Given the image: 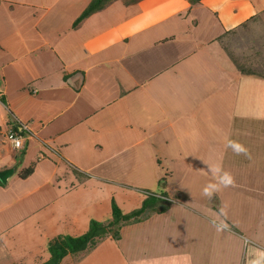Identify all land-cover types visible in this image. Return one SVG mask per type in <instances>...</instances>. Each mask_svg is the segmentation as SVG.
<instances>
[{
    "label": "crops",
    "instance_id": "obj_1",
    "mask_svg": "<svg viewBox=\"0 0 264 264\" xmlns=\"http://www.w3.org/2000/svg\"><path fill=\"white\" fill-rule=\"evenodd\" d=\"M90 2L0 0V173L13 172L0 208L40 193L28 212H80L66 201L80 184L134 181L170 207L123 226L130 264H250L264 251V78L227 52L239 32L223 38L264 0H115L74 29ZM21 124L37 138L14 152L4 137ZM209 164L235 181L211 199Z\"/></svg>",
    "mask_w": 264,
    "mask_h": 264
},
{
    "label": "rangeland",
    "instance_id": "obj_2",
    "mask_svg": "<svg viewBox=\"0 0 264 264\" xmlns=\"http://www.w3.org/2000/svg\"><path fill=\"white\" fill-rule=\"evenodd\" d=\"M238 32L237 40H229L233 55L242 67L264 73V15ZM131 183L134 184L117 186L96 182L92 185L96 188L80 184L66 200L77 203L80 212H28L38 203H45L44 198H37L40 193L21 203H17V200L8 202L0 208V264H39L40 258L46 261L49 259L50 235L86 234L91 221L111 220L112 203H116L125 213L139 209L146 197L142 190L148 186L134 181ZM155 185L151 187L160 188L159 183ZM101 190H106V193ZM133 246L134 238L127 232L122 242L106 239L83 253L66 257L62 264H130L128 260Z\"/></svg>",
    "mask_w": 264,
    "mask_h": 264
},
{
    "label": "trees",
    "instance_id": "obj_3",
    "mask_svg": "<svg viewBox=\"0 0 264 264\" xmlns=\"http://www.w3.org/2000/svg\"><path fill=\"white\" fill-rule=\"evenodd\" d=\"M112 1L115 0H91L89 6L84 10L80 17L75 21L73 28H78L87 18L97 14L105 9ZM138 0H125L126 3L135 2ZM191 6H196L204 0H186ZM244 1V0H233ZM262 16L253 17L246 22L241 28H248L250 23L257 22ZM238 30L228 33L225 38L228 39L231 35H237ZM227 52L232 57L231 50L226 47ZM244 76H255L264 78L263 72L255 71L251 68L239 67ZM34 172V168H29L22 174V178L26 179ZM0 186L4 184L0 181ZM142 206L134 212L126 214L121 208L114 203L112 218L106 222L91 221L89 230L82 236H58L50 240L48 244L49 259L42 264H62L64 259L71 255H78L91 248L96 247L99 243L107 238H111L116 242L122 239V229L124 225L133 223L143 218L148 212L165 213L169 210L170 203L157 198L155 196L145 195Z\"/></svg>",
    "mask_w": 264,
    "mask_h": 264
},
{
    "label": "clouds",
    "instance_id": "obj_4",
    "mask_svg": "<svg viewBox=\"0 0 264 264\" xmlns=\"http://www.w3.org/2000/svg\"><path fill=\"white\" fill-rule=\"evenodd\" d=\"M16 147L17 148L20 147L19 141H17ZM226 147L228 149H231V151L237 156L239 155L249 156L248 149L238 141L229 139L226 142ZM207 166L215 182H209L208 184H206L203 188L202 194L205 197L211 199L215 193L221 190V188L230 187L235 183V181L232 174L228 171H224L222 167H220L219 165L209 164ZM220 213L222 215L226 214L225 209L223 207H221ZM213 223L216 226L217 231H221L223 228L227 227V225L223 224L222 222L221 224H216V222L213 221ZM183 260H184V264H190V257L185 256ZM171 264H177L176 258H171ZM250 264H264V251H259L256 257L250 261Z\"/></svg>",
    "mask_w": 264,
    "mask_h": 264
},
{
    "label": "built area",
    "instance_id": "obj_5",
    "mask_svg": "<svg viewBox=\"0 0 264 264\" xmlns=\"http://www.w3.org/2000/svg\"><path fill=\"white\" fill-rule=\"evenodd\" d=\"M37 138V136L33 133L30 125L21 124V125H13L6 133H5V143L9 145V147L14 152H20L25 149V144L27 140ZM17 141L20 142V147L17 148ZM43 144L48 147L49 145L45 142Z\"/></svg>",
    "mask_w": 264,
    "mask_h": 264
},
{
    "label": "water",
    "instance_id": "obj_6",
    "mask_svg": "<svg viewBox=\"0 0 264 264\" xmlns=\"http://www.w3.org/2000/svg\"><path fill=\"white\" fill-rule=\"evenodd\" d=\"M13 175L12 171L2 172L0 173V181L3 184H6L8 182V179Z\"/></svg>",
    "mask_w": 264,
    "mask_h": 264
}]
</instances>
